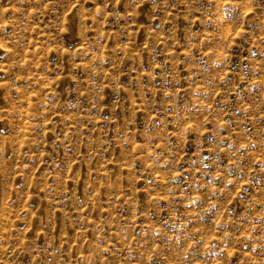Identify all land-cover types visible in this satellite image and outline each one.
Wrapping results in <instances>:
<instances>
[{"label": "rangeland", "instance_id": "1", "mask_svg": "<svg viewBox=\"0 0 264 264\" xmlns=\"http://www.w3.org/2000/svg\"><path fill=\"white\" fill-rule=\"evenodd\" d=\"M0 264H264V0H0Z\"/></svg>", "mask_w": 264, "mask_h": 264}]
</instances>
